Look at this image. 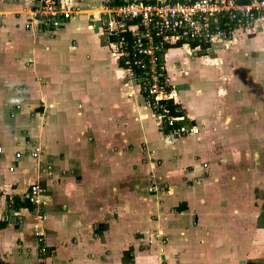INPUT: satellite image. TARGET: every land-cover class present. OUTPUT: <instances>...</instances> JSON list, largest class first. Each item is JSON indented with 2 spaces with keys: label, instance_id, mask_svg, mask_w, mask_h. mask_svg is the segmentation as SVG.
<instances>
[{
  "label": "crops",
  "instance_id": "0c3cea01",
  "mask_svg": "<svg viewBox=\"0 0 264 264\" xmlns=\"http://www.w3.org/2000/svg\"><path fill=\"white\" fill-rule=\"evenodd\" d=\"M29 2L27 0H0V16H7L3 21L0 19L1 36L5 32L4 29L12 33L16 32L14 28L24 29V18L22 16L26 12L23 6L27 8ZM15 5H21L24 15L20 16V9ZM81 22L80 19L68 22L65 27L56 33L54 32L55 35L53 34L50 37L46 35V37L37 38L35 32L32 36L27 29L26 31L23 30L18 36L16 35V37L10 36L6 39L0 37V41H4L0 42V91L2 88L7 91L11 89L12 95L10 97H16V101H20L18 103L20 109L16 110L18 111L16 118L13 117L14 119L11 118L12 121L9 120L10 124L24 123L23 121L28 118L26 116L27 107L30 106L34 113L37 110L35 108L37 104H29L28 100L30 98L28 97L26 100L22 93L20 94L19 89L24 90L26 94L28 93L27 87H29L28 79H21V75L26 72L27 76H32V80L37 75L43 76L48 79L46 84H43L42 90L47 94H45V97L49 100V105H41L44 108V110H41L43 111L42 116L47 115L50 118L54 110L51 109L52 111L49 112L51 115L47 113V110L48 107H52L51 105L54 102L56 103L54 104L55 107L61 114L59 123L63 125L61 127L63 132L56 139L60 141L58 143L59 151L62 149V142L66 141L67 144L65 147L63 146L61 159L57 161V168L54 171L59 176L57 178H42L44 184L48 187L49 204L47 205V220L41 227L44 236L52 240L53 244L55 243V247L53 244L49 245V251H52L53 254L51 256L49 253L47 254V262H54L53 264H142V262H137L136 255L131 253L132 245L127 244L129 238L123 237L125 230L122 227L121 231L112 228L115 225L112 222L113 218L116 219V222H123V219L129 216L127 205H130L131 192L119 195L114 191V189L117 190L115 187L118 186L119 176L122 177L123 183H131L130 186L137 185L140 178H131V171L140 170L138 167H142V165L138 163H140V155H143L142 163L143 165L146 163L148 173L152 171L157 173L160 179H167L165 187L170 188L168 185L170 178L176 184L180 182L173 177L174 173L177 172L175 170L187 162L188 167L186 170L191 171L189 178L194 181L189 186L187 185L185 189L188 190V197L180 191L176 193L165 191V193H162L161 199H157V206L159 205L157 208L162 209L161 200L169 197L164 200L168 201L169 204H174V208L178 212V225L186 220L191 221V225L186 226V235L188 232L194 231L193 221L196 220L195 222H197L199 218L198 211H196L197 204L195 205V203L200 200L202 202V197H199L201 193H195V189L206 183L210 185L205 188L214 189V186L211 185L220 188L218 186L219 179L212 180V171L216 168V165L212 166L210 163L201 160L194 139L190 138L188 140V144H191L189 148L182 147L178 143L182 142L179 140L180 138L188 135L194 136L193 134H185L178 138L168 136V134L159 130L158 125H156L157 119L155 120L152 110L148 107L144 94L137 92L135 89H131L129 93L122 90L121 85L115 80L114 73L108 71L109 63L105 62L108 56L107 52L97 46V40L92 39V36L85 35L89 38V47L92 50L89 51L88 55L83 54L82 44H86L88 41L83 40L81 37L84 31H78L80 29L78 25ZM4 24L9 25V27L4 26ZM20 36L21 38H19ZM69 38L76 40L77 49L75 46H71L68 51L65 50ZM30 44L31 49L28 48ZM53 46L65 51L50 53L49 51ZM24 48L27 51L25 50L26 54L21 57ZM39 49L41 53L38 59V55L36 56L34 52ZM75 49L79 51L75 53ZM27 55L29 56L27 57ZM85 56L88 59L93 57L92 68L86 72H84L86 67ZM185 58L183 56L182 60ZM40 59L41 61H39ZM183 62L186 63V69H188V60L185 59ZM99 66L100 68H98ZM118 67L123 69L119 65ZM186 69L181 71L179 79H185L183 76L189 75ZM75 70H78V72H75ZM43 71H48V73H43ZM65 71L72 72L73 77L60 79L58 73L62 74ZM4 72L11 74L9 78L11 81L8 85H5L6 80L5 82L1 81ZM49 72H56L57 76L53 75L55 77L49 79V76L52 75ZM202 77L205 78L206 76ZM73 78L74 80L78 79V81L71 80ZM88 80L89 85H86ZM23 83L25 85H21ZM172 83L169 81L170 86L176 90L179 98H182L183 94L181 93H183L184 85H181L179 81H172ZM222 89L225 94V88L222 86L218 90L221 95L223 94V92H220ZM213 94H215V91L210 92L208 95L212 96ZM141 95L144 99L141 98ZM218 98L216 100L218 103H224L225 100L231 101L230 98ZM41 101L44 103L43 99ZM195 103L196 107L195 105L189 106L192 108V112L203 108V105H198L196 98ZM178 104L180 110L186 114L185 105L182 107V103ZM34 119L35 117L32 116L31 120L34 121ZM191 123L194 124L192 121ZM69 129H73L74 133L66 132ZM1 134L0 264H40L38 245L34 242V239L28 238L32 234L30 226L34 223V219L27 217L23 225L18 224L19 216H28V212H32L34 209L16 208V201L14 206L9 205L10 199L27 200L30 187L37 183L32 181L34 180L32 177L35 176L33 175L35 174L34 170L30 168L32 160L22 152V149H26V146L30 144L22 145L21 149H19V146L15 147V144H18V138H20L16 135L13 136L14 139L10 142L11 145L5 147L2 143ZM41 137L43 141V137H46V135L43 133ZM103 143L104 146H100ZM18 152L22 154L20 158L17 157ZM136 155L138 156L135 160L136 163L131 165V159ZM144 155L147 156V159ZM204 164L207 165L205 169L202 168ZM11 165L16 166L15 172L9 170ZM60 165L64 169L61 174ZM199 169L203 170L201 174L198 173ZM239 170H242V168H239ZM240 177H242V174H240ZM243 177L244 183L239 181L237 185L240 189L239 195L242 194L246 201H250L248 205L250 211L246 215L250 239L243 250V260L239 264H264V178L258 181L256 179V183L254 180L252 185L250 181H245L248 177L252 178V173L246 169H244ZM53 181H56V184ZM29 183L31 184L28 186ZM224 185L223 182V188L226 187ZM140 187L145 189L147 185L141 183ZM178 187L179 185L175 186L176 189ZM175 188L173 186L171 190H175ZM149 193L150 191H147L145 195H149ZM204 193L208 194V192H203L202 195H205ZM227 193L231 192L228 191ZM143 195H138L140 202L149 199ZM140 196H143V198ZM234 198L229 197V199H232L231 202H234ZM203 199L205 198L203 197ZM115 204L119 206L114 212L113 206ZM241 205L239 206L241 207ZM118 224L121 225L122 223ZM178 232L176 236L179 237L182 232ZM109 233L112 236L119 237L118 240L116 239V244H113ZM174 238L179 240L177 237ZM177 261L169 260L166 264H180ZM191 264H198V262H192Z\"/></svg>",
  "mask_w": 264,
  "mask_h": 264
},
{
  "label": "rangeland",
  "instance_id": "374dc122",
  "mask_svg": "<svg viewBox=\"0 0 264 264\" xmlns=\"http://www.w3.org/2000/svg\"><path fill=\"white\" fill-rule=\"evenodd\" d=\"M27 1L29 2V0ZM33 1L30 0L27 8L23 6L25 7V15L21 5H15L20 9V16L24 15L22 16L24 18V29L14 28L16 32L13 33L4 29L5 32L3 31L2 36L0 35L2 39L10 36L16 37V35L18 36L26 29L31 32L32 36H34L35 32V37L37 38L46 37V35L50 37L65 27L68 22L80 19L82 22L78 25V28H80L78 31H84L81 37L83 40L88 41L86 44H82L84 48L83 54L86 53L88 55L89 51L92 50L89 47V38L85 35L92 36V39L97 40V46L107 52L108 56L105 62L109 63L108 71L110 70L114 73L115 80L121 85L122 90L125 93H129L131 89H135L137 92L144 90L147 85L146 80L137 79L124 69L111 46L110 37L113 34L111 30L118 28L115 23V15L117 16L120 13L119 9L111 8L114 0H54L56 5L57 3L62 5L63 3V6H65V3H68L70 7L66 5L64 9L70 8L73 14L64 25L59 26L57 29L49 30L41 29L40 25L35 23L36 18L31 14L34 7ZM6 17L0 16V19L3 21ZM6 24L4 26L9 27ZM253 26L251 28L237 29L233 35H228L226 39L214 38L211 47L208 49L209 51L203 48L201 50H191L187 46L190 51L187 48L171 49L161 58V62L167 70L168 81H171V83L172 81H179L181 85H184L183 93H181L183 96L179 98L177 94V102L182 103V107L183 105L186 107L184 108L186 109L185 124L188 125L192 121L199 128V132L196 135L184 136L179 139L182 142L178 143L182 147L189 148L191 144H188V140L190 138L194 139L197 151L201 155V160L205 161V163H210L212 166L216 165V168L212 171V180L219 179L218 186L220 188L215 185H211L214 186V189L205 188L210 185L206 183L195 189V193H201L199 197H202V202L200 200L195 203V205L197 204L196 211H198L199 218L197 222H195L196 220L193 221L194 231L185 235L186 226L188 224L191 225V221L186 220L178 225V212H176L174 204H169L168 201L164 200L169 197L161 200V208L163 210L157 208L159 207V205L157 206V199H161L162 193H165V191H173L174 193L180 191L184 196L188 197V190L185 189L187 185L189 186L194 181L189 178L191 171L188 172L186 170L188 167L187 162L175 170L177 172L174 173L173 177L180 182L176 184L170 178L168 184L170 188H166L165 183L167 182L165 181L167 179H160L157 176L158 174L152 171L148 173L146 163L145 165L142 163L144 157L140 155V163L138 164L142 165V167H138L140 170L131 171V178H140V182L137 185L130 186L132 185L131 183H123L122 177L119 176L118 186L115 187L117 190L114 189L115 193L119 195L131 192L130 205H127L129 207V216L124 218L123 222H116L114 218L112 220L115 223L114 227H112L114 230H120L121 227L125 230L123 237L129 238L127 244L132 245L131 253L136 255L137 262H142V264H166L169 260H178L177 262L180 264H191L192 262H198V264H239L243 260V250L250 239V230L247 228L248 219H246V215L250 211L248 206L250 201H246L242 194L243 199L241 198L237 184L239 181L244 183V169L252 173V178L248 177L245 180L250 181L252 185L254 180L256 183V179L258 181L264 178V15H261ZM1 41L4 42L3 40ZM75 43L76 40L74 38H69V43L65 45V50L68 51L71 46H75L77 49ZM28 48H32L31 44ZM53 48L49 51L50 53H62V51H65L59 47ZM40 49L34 52L36 56L38 55V59L40 58ZM76 49L75 53L79 51ZM25 50L27 51L25 48L22 50L21 57L26 54ZM183 56L189 62L187 65L188 69H186V63L183 62L185 59L182 60ZM85 59L86 67L84 72L90 70L93 65V57L88 59L85 56ZM118 65L123 69H120ZM183 69H186L189 75L183 76L185 79H179ZM75 72H78V70H75ZM25 73H22L21 79H28L29 87L25 86L28 89V93L25 94L22 89H19V92L20 94L22 93L26 100L28 97L30 98L28 100L29 104H37L35 106L37 110L33 113V110L28 106L27 111L29 113L26 112L28 118L23 121L25 124L22 122L10 124L9 120L12 121V119L16 118L18 112L16 110L20 109L18 104L20 101L17 102L16 97H10L12 95L11 89L7 91L2 88V92L0 91V127H4L0 128V131H2L0 133H2V143H4L5 147L11 145L10 142L13 141L16 135L20 138H18V144L14 142L15 147L19 146V149H21L22 145L30 144L26 146V149H22V152L32 160L30 168L35 172L33 174L35 176L32 177L34 180L32 181H36L37 183L35 184H39L43 192L39 203L34 205V210L32 212L29 211L28 216L18 217V224L23 225L27 217L34 219V223L30 226L32 234L28 238L34 239V242L38 245L39 263L48 264L50 261L47 262V254L49 253L50 256L53 254L52 251H49V245L53 244V241L44 236L41 227L47 220V205L49 204L48 187L44 184L42 178H57L59 176L54 171H56L57 161H60L61 152L67 142L61 143L62 149L59 151L58 143L60 141L56 139L59 134H62L63 129L61 131V127L63 125L59 123L61 114L55 107V102L47 110V113L52 111L51 109L54 110L52 115L49 113L51 119L47 115L42 116L43 111L41 110H44V108L41 105H49V100L45 97L46 93L42 90L43 84H46L48 79L37 75L32 80V76H27ZM43 73H48V71H43ZM49 73L52 74L49 79L51 77L54 78L55 76L53 75L57 76L56 72ZM63 73H58L60 79L73 77L74 75L70 71ZM69 73L70 75H68ZM3 74L1 81L5 82L6 80L5 85H8L11 81L9 79L11 74L8 72ZM201 75L206 77L203 78ZM74 78L71 80H74ZM74 81H78V79ZM86 85H89V80ZM222 86L225 88V94L222 89L220 92H223V94L221 95L218 90ZM212 91H215V94L212 96L208 95ZM194 97L198 105H203L204 109H196V112H192L190 105H195L196 107ZM218 97L222 99L230 98L231 101L225 100L224 103H218L216 102L219 99ZM141 98H143L142 95ZM42 99L44 103L41 101ZM32 116L35 117L34 121L31 120ZM153 116L156 120L157 118L154 114ZM69 131L74 133L73 129H69L66 132ZM7 132L9 134H6ZM43 133L46 137H43L42 141L41 135ZM100 146H104V143L100 144ZM146 155L148 156V154ZM137 157L136 155L131 159V165L136 163ZM160 161L162 162L163 160ZM15 167V165H11L9 170L15 172ZM61 167L60 165L59 168ZM206 167V164L202 165V168L205 169ZM239 168H242V170H239ZM62 171L64 169L61 168L60 174ZM169 171L167 172L169 173ZM201 171L203 170L199 169L198 173L201 174ZM240 174H242V177H240ZM53 182L56 184V181ZM223 182L225 183V188H223ZM141 183H146L147 187L145 189L140 187ZM176 185H179L177 189L175 188ZM173 186L175 190H171ZM218 189H220V195H218ZM147 191H150L149 195H145ZM190 191L192 190L190 189ZM228 191L231 193H227ZM132 192H134L133 195ZM203 192H208V194L204 193L205 195H202ZM140 194H144L143 196H147L150 200L140 202L138 200L140 199L138 196ZM143 196L140 197L143 198ZM224 196H226L225 199ZM229 197H235L234 202H231L232 199H229ZM152 198L154 200H151ZM14 203L15 200L10 199L9 205L14 206ZM117 206L119 205L115 204L113 206L114 212L117 210ZM177 231L182 232L179 237L176 236ZM109 237L113 244H116V239L118 240L119 238L115 235L112 236L110 233ZM174 237L179 238V240ZM53 245L55 247V243ZM44 259L46 260L44 261Z\"/></svg>",
  "mask_w": 264,
  "mask_h": 264
},
{
  "label": "built area",
  "instance_id": "2783aa9c",
  "mask_svg": "<svg viewBox=\"0 0 264 264\" xmlns=\"http://www.w3.org/2000/svg\"><path fill=\"white\" fill-rule=\"evenodd\" d=\"M115 13L117 29L111 30L117 40L111 42L122 67L135 78L144 79L147 85L142 93L148 107L157 118L159 130L168 136L196 135L197 125L185 124L186 116H174L166 101L177 102V93L169 84L167 70L161 58L171 49L184 46L201 50L211 47L214 38L226 39L237 29L251 28L264 15V0H122ZM32 9L35 23L41 29H57L73 14L68 3L54 0H34ZM132 39L126 40L125 34ZM181 44V47H176ZM140 71L141 76H137ZM2 148H0V153ZM22 154L17 153L20 158ZM42 189L39 184L30 187L27 198L39 203Z\"/></svg>",
  "mask_w": 264,
  "mask_h": 264
},
{
  "label": "trees",
  "instance_id": "16d2710c",
  "mask_svg": "<svg viewBox=\"0 0 264 264\" xmlns=\"http://www.w3.org/2000/svg\"><path fill=\"white\" fill-rule=\"evenodd\" d=\"M250 0H242V3H248ZM123 4V1L122 0H114V2L111 4L112 7H115V6H121ZM112 36L110 37V41H116L118 38L116 35L114 34H111ZM125 38L126 40L130 41L132 39V34L131 33H127L125 34ZM182 45L179 44L177 45L176 47H181ZM197 44L194 43L191 45V48L194 49L196 48ZM209 46L208 45H203V49H207ZM122 66V64H120ZM137 76H141L140 75V71H138L137 73ZM166 105L170 108L171 110V113L172 115L174 116H184L185 113L184 111H181L180 108H179V104H175L173 100H169V101H166L165 102ZM16 203H15V206L16 208H21V207H24V208H27L29 210H33L34 206L33 204L27 199L25 201H21L20 198H16L15 199Z\"/></svg>",
  "mask_w": 264,
  "mask_h": 264
},
{
  "label": "bare ground",
  "instance_id": "6f19581e",
  "mask_svg": "<svg viewBox=\"0 0 264 264\" xmlns=\"http://www.w3.org/2000/svg\"><path fill=\"white\" fill-rule=\"evenodd\" d=\"M183 48H187V49H188V51H190V49H189L187 46H184Z\"/></svg>",
  "mask_w": 264,
  "mask_h": 264
}]
</instances>
